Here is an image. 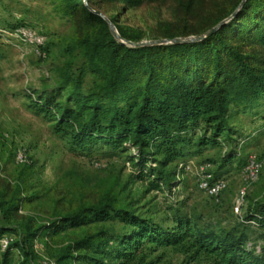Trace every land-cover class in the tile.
<instances>
[{
	"label": "trees",
	"instance_id": "obj_1",
	"mask_svg": "<svg viewBox=\"0 0 264 264\" xmlns=\"http://www.w3.org/2000/svg\"><path fill=\"white\" fill-rule=\"evenodd\" d=\"M107 2L134 8L143 0H57L63 15H79L75 48L82 64L75 71L67 66L54 88L27 95L36 111L50 118L72 152L134 153L127 158L137 178L150 180L153 189L165 182L153 164L164 168L216 146L231 149L226 158L232 162L241 140L232 120L240 113L264 119V0H246L202 41L138 47L121 44L95 11ZM178 3L187 11L193 6ZM109 20L122 40L140 43ZM196 34L183 27L164 38ZM248 46L260 50L246 53ZM168 222L141 215L110 192L89 200L74 191L40 190L19 176L0 185V240H9L1 264H13L11 252L19 264H41L37 244L50 254L46 264H150L147 253L158 248L176 249L190 264H264V204L229 231L200 226L179 209ZM256 232L263 239L259 251Z\"/></svg>",
	"mask_w": 264,
	"mask_h": 264
},
{
	"label": "rangeland",
	"instance_id": "obj_2",
	"mask_svg": "<svg viewBox=\"0 0 264 264\" xmlns=\"http://www.w3.org/2000/svg\"><path fill=\"white\" fill-rule=\"evenodd\" d=\"M181 1H192L193 6L187 11L178 0H143L134 8L107 2L95 11L114 19L127 34L139 36L140 43H144L166 40L167 33L183 27L197 33L189 38L201 36L232 11L238 0ZM78 20L79 15H63L57 0H0V185L13 183L22 176L38 189L53 190L55 194L74 191L92 200L110 192L122 204H131L141 215L157 222H168L172 212L179 209L200 226L217 232L239 227L254 205L264 204L262 117L240 113L232 120L241 140L237 156L229 164L226 154L231 149L222 146L190 153L164 168L153 164L152 168L165 177L164 184L153 189L150 180L137 178L138 169L127 158L134 153L108 156L105 151L90 155L72 152L67 140L54 133L50 118L36 111L27 95L54 88L67 66L75 71L82 64L81 54L75 48ZM21 29L44 38V46L35 48L24 41L18 34ZM258 50L244 48L246 53ZM261 111L264 114V107ZM19 152L25 155L26 165L17 163ZM250 159L260 164L261 170L255 183L246 184L243 169ZM203 164H210L214 175L227 183L217 199L199 188L196 174ZM43 203L47 212L50 201ZM253 240L258 242L259 251L263 242L260 232L253 235ZM36 252L41 264L52 260L40 244L36 245ZM2 254L0 250V264ZM10 259L13 264L20 263L16 252H11ZM147 262L190 264L185 255L172 248L148 252Z\"/></svg>",
	"mask_w": 264,
	"mask_h": 264
},
{
	"label": "built area",
	"instance_id": "obj_3",
	"mask_svg": "<svg viewBox=\"0 0 264 264\" xmlns=\"http://www.w3.org/2000/svg\"><path fill=\"white\" fill-rule=\"evenodd\" d=\"M18 34L23 37L24 41L30 43L35 48L44 46V38L38 35L21 29ZM16 161L18 164L26 163V158L23 153H17ZM179 168L182 169V166ZM261 170L260 164L255 160L250 159L243 169V180L246 184L255 183L258 179ZM197 180L199 182V188L205 192L209 197L217 199L227 188V183L223 179L217 178L212 172V166L210 164H203L197 169ZM237 211V208H236ZM9 240L3 238L0 240V250L4 252L7 248Z\"/></svg>",
	"mask_w": 264,
	"mask_h": 264
},
{
	"label": "water",
	"instance_id": "obj_4",
	"mask_svg": "<svg viewBox=\"0 0 264 264\" xmlns=\"http://www.w3.org/2000/svg\"><path fill=\"white\" fill-rule=\"evenodd\" d=\"M246 0H243L242 3L240 4V6L238 7V9L231 15L229 16L227 19H225L224 21H222L220 24H218L216 27H214L213 29H211L210 31L206 32L205 34L198 36V37H194V38H186V39H174V40H160V41H152V42H142V43H130L127 41H124L120 38L116 28L114 27V25L111 23V21L109 19H107L104 15H101L108 23L110 30L113 34V36L120 40L121 44H127L131 47H138V46H146V45H168V44H173V43H190V42H198V41H202L206 38H208L210 35L214 34L215 32H217L219 29H221L223 26H225L228 22H230L239 12V10L241 9V7L243 6V4L245 3ZM100 14V13H99Z\"/></svg>",
	"mask_w": 264,
	"mask_h": 264
}]
</instances>
